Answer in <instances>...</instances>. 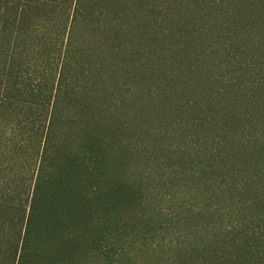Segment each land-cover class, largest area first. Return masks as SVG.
I'll use <instances>...</instances> for the list:
<instances>
[{
    "label": "trees",
    "instance_id": "16d2710c",
    "mask_svg": "<svg viewBox=\"0 0 264 264\" xmlns=\"http://www.w3.org/2000/svg\"><path fill=\"white\" fill-rule=\"evenodd\" d=\"M144 4L0 0V264H264V35L229 7L228 46L200 58L207 66L223 55L231 76L191 68L201 79L186 83L206 91L187 104L156 84L145 96L160 101L174 139L159 131L151 145L130 131L139 88L114 90L107 77L148 78L123 60L131 46L145 50L134 40L158 34L144 22L165 2ZM209 5L222 28L223 0ZM262 5L253 24L264 21ZM184 43L185 60L177 55L189 64ZM125 117L133 125L117 151L109 122ZM113 155L127 166L110 165Z\"/></svg>",
    "mask_w": 264,
    "mask_h": 264
},
{
    "label": "rangeland",
    "instance_id": "374dc122",
    "mask_svg": "<svg viewBox=\"0 0 264 264\" xmlns=\"http://www.w3.org/2000/svg\"><path fill=\"white\" fill-rule=\"evenodd\" d=\"M151 1L152 0H144V6ZM213 1L215 0H158V2H165V6L158 11L159 14L156 16L157 19L151 22L147 17L144 22L153 23L155 25L154 30H156L158 34H153L148 40L140 41V43L137 40H134V44L136 47L139 46V50H145L139 54L131 46L128 48V52L123 58V60L130 66H134L135 68L138 67L137 70H135L137 73L140 71H144L145 74L147 73L148 78L145 79L144 77H138L136 81H126L125 77L116 73L115 70L108 71L107 77L112 80L111 84L120 86L118 89L114 90L120 91L121 89L126 88L128 83L139 88L138 91H135L132 96H130L132 104L130 117L134 120L135 126L138 127L139 130L130 131H134V135L138 136L137 138L141 141L148 142L151 145H155L158 142L160 143L162 139L159 136V131H164L166 133V137H164L165 141H171L174 139V136L171 134V120L165 117V112L161 107L160 101L156 99H147L145 96L148 95V91L159 90V86L156 84H162L163 90H159L162 93L164 90L176 87L175 91L178 93L176 100L179 101V104H187L188 102L195 101L198 97L202 98L206 91L204 89H199L198 85L200 86V84L194 85L193 83H186L187 80L192 81L195 78L201 79V75L194 76L191 73V68L197 67L199 72L204 73L205 78L208 75L209 70H212L219 65V68L215 69V71L218 70L219 76H231V71L228 70L229 61H227L225 59L226 57L224 58L223 55H220L213 61L210 60L211 63L207 66H205L203 59L200 58V55L205 53L208 50L207 47H210V45L212 51L218 50L222 44L223 46H228L229 40L226 38L225 31L232 30L229 26L231 25L229 24V21L234 19V17H237L236 15H233L232 11L228 12L229 7L234 8V12L237 8L238 10L243 11L237 12V15L243 19L241 23L245 25V28L250 29V27H252V29H255L257 35H264V21L259 19L255 24L252 23V18L259 15L256 14V12H253V10H260L263 7V0H257L258 2L255 0H223L224 7L223 9L218 10V16L221 20H226L228 22H226L222 28L218 27V29H214L215 25L210 24L212 21L208 19L209 11L212 13L216 12L214 9L209 8L210 2ZM144 12L145 16H147L148 11L144 10ZM201 14H204V18L202 20L198 18V20L197 17ZM205 14L207 17H205ZM138 17L139 16H136V18ZM194 25H197L199 29L205 27L203 30L204 32L198 34L196 37H199L202 40V42L198 44L194 42L196 38H191L192 36L189 40L186 39V37L190 36L189 32ZM147 27L145 31H147V33L151 32L152 25L149 26L148 24ZM252 29H250L251 32ZM213 30L215 31L214 34L216 37H214L213 41H208V36H213L212 34L208 35V32ZM184 39L191 47L190 55L187 56L190 58L189 61H187L189 64L186 62L184 63L177 55V52H179L184 59V55L181 53L182 49L185 47L187 48ZM191 41L193 42L192 44H190ZM131 43H133V40L131 42L127 41L128 45ZM263 64L256 65V68L258 67V69H261ZM182 88H187V90H179ZM172 95L175 96L174 94ZM122 122L115 120L109 122L112 131L116 130L117 151H120L122 148L121 138L123 134V138L125 137V133H122V131L126 130V127L130 129L129 125H133L129 117L122 119ZM96 132V137L104 140V143L107 146V134H110V132H107L103 127L98 128ZM114 157L116 156L113 155L110 157V165L114 164L118 166V168L127 166L125 164L128 163L127 161L125 162L123 158ZM136 165H140V162ZM142 167L143 164L140 165V168ZM138 259L142 262L141 258ZM94 261L95 260H92L91 262ZM131 262L133 263V261ZM93 264L103 263L96 262Z\"/></svg>",
    "mask_w": 264,
    "mask_h": 264
}]
</instances>
